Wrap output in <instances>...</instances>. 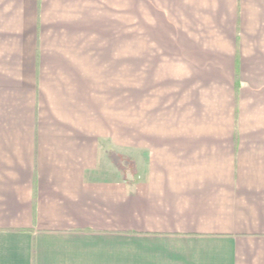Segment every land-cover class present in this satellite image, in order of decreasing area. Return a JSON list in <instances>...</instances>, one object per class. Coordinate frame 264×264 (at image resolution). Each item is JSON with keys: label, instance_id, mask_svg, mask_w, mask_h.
Here are the masks:
<instances>
[{"label": "crops", "instance_id": "1", "mask_svg": "<svg viewBox=\"0 0 264 264\" xmlns=\"http://www.w3.org/2000/svg\"><path fill=\"white\" fill-rule=\"evenodd\" d=\"M0 264H264V0H0Z\"/></svg>", "mask_w": 264, "mask_h": 264}, {"label": "rangeland", "instance_id": "2", "mask_svg": "<svg viewBox=\"0 0 264 264\" xmlns=\"http://www.w3.org/2000/svg\"><path fill=\"white\" fill-rule=\"evenodd\" d=\"M99 40H97L98 42ZM108 42L109 40H103ZM136 42L135 38L122 40V48L125 49L127 62V123L129 130L135 126V63H136ZM99 43V42H98ZM107 43L103 44L106 45ZM123 55V56H124ZM98 57V56H96Z\"/></svg>", "mask_w": 264, "mask_h": 264}]
</instances>
